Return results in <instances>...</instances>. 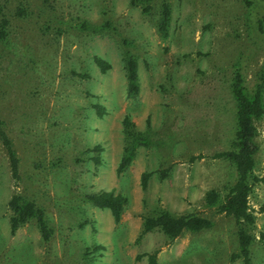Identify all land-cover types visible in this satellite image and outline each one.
I'll list each match as a JSON object with an SVG mask.
<instances>
[{"label":"rangeland","instance_id":"obj_1","mask_svg":"<svg viewBox=\"0 0 264 264\" xmlns=\"http://www.w3.org/2000/svg\"><path fill=\"white\" fill-rule=\"evenodd\" d=\"M164 2L172 9L167 37L158 31ZM4 21L0 130L19 172L0 137V264H148L155 251L159 264H245L236 257V219L220 210L237 172L220 155L235 131V72L249 91L264 77V0H0ZM127 55L138 63L136 97ZM96 57L111 68L103 72ZM125 116L147 144L118 175L131 143ZM255 126L254 176L263 178L264 115ZM251 183L256 222L244 227L254 237L250 264H264V183ZM110 190L126 200L119 223L86 198ZM211 191L220 195L214 205ZM14 195L45 211L49 241L34 219L12 233ZM161 210L212 226L175 239L158 228L144 233V219Z\"/></svg>","mask_w":264,"mask_h":264},{"label":"trees","instance_id":"obj_2","mask_svg":"<svg viewBox=\"0 0 264 264\" xmlns=\"http://www.w3.org/2000/svg\"><path fill=\"white\" fill-rule=\"evenodd\" d=\"M149 2L151 0H143ZM150 7H145V11H149ZM172 21V9L168 2H164L161 6L160 19L158 22V31L163 37H167L170 32ZM5 21L0 25V40L7 36L5 30ZM96 64L101 70L107 71L111 68L110 63L100 57L95 58ZM128 93L136 97L140 93L138 63L134 56L127 55L125 59ZM264 77L262 83H259L254 91H249L244 84L242 73L237 70L232 79L231 92L235 100V131L228 150L221 153L230 160L236 168L237 181L231 187L230 192L224 202L220 205V210L226 214L233 216L238 224L237 238L240 248V253L236 257H241L245 264L251 262V246L254 237L247 231L244 225L252 226L256 222V216L252 212L249 205V198L252 193V183H264V177L259 178L254 176L256 166L255 155L258 151V145L255 142L256 126L255 121L264 115ZM97 112L100 116L104 114V108L101 105H96ZM125 134L130 138L131 143L125 149V153L117 168V174H122L132 163L135 157L137 144H147V140L136 130V125L131 121L129 116L123 119ZM0 137L7 148L13 175L18 177L19 160L15 155V151L11 145L7 134L3 129L0 130ZM99 152L101 147H97ZM97 162H100L97 157ZM166 176V173H163ZM150 173H144L141 180V186L144 191L147 190ZM220 195L216 191L208 192L206 202L209 205H214L219 202ZM87 200L98 208H106L111 211V214L116 223H119L122 218V213L125 205V198L120 194H115L114 190L102 191L86 196ZM9 207L12 211L10 219L11 231L15 233L18 228L34 219L37 222L39 230L44 240L49 241L52 236V229L49 226L45 211L38 207L34 201L26 200L19 195H14L9 202ZM144 233L160 229L168 238L175 239L180 236L183 231H201L212 226V222L205 217L190 214L184 216H174L170 212L161 210L154 216H148L144 219ZM259 241L264 249V232H260ZM148 264L158 263V251L147 254ZM141 257V256H140Z\"/></svg>","mask_w":264,"mask_h":264}]
</instances>
